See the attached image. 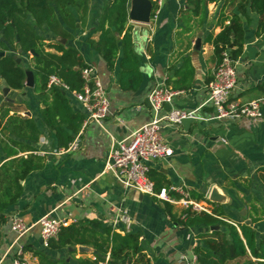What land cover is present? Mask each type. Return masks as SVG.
Instances as JSON below:
<instances>
[{"label":"crops","instance_id":"1","mask_svg":"<svg viewBox=\"0 0 264 264\" xmlns=\"http://www.w3.org/2000/svg\"><path fill=\"white\" fill-rule=\"evenodd\" d=\"M102 1L89 0L84 26L77 24L75 30L68 29L72 39L67 44L80 52L86 65L94 68L109 99V111L102 124L88 121L83 125L85 110L67 94L73 109L84 115L78 131H69L72 137L80 133L77 150L63 155L52 153L59 147L54 133L40 116L35 78L34 86L23 91L29 109L22 103L21 91L15 90L22 101L15 100L10 106H3L0 94V201L8 202L15 197L3 208L0 264H40L35 250L44 251L59 261L58 264L68 261L76 264V259L93 258L92 247L88 245L89 251L85 253L77 250L80 245L49 249L36 223L44 214L75 220V225L95 221L121 234L136 232L147 264H186L195 255L193 247L203 242L196 234L205 228L183 226L180 217L187 207L180 203L181 199L205 204L203 200L193 199L191 194H203L208 200L212 189H216L225 197L219 204L227 214L229 220H226L233 224L243 221L236 203L241 199L256 205L260 201L264 210V191L257 175L264 169V31L258 34L255 31L258 16L250 13V22L244 23L242 46L235 58L236 84L230 99L239 103L263 99L262 116L216 120L210 118L213 107L207 102V83L213 78L218 57L207 38L210 34L213 38L221 29L216 25L221 2H205L202 22L199 14L192 13L194 5L188 0H162L148 23L128 18L139 67V82L136 88L130 89L121 86L118 80L121 52L109 69L86 43L88 36L94 39L98 36L94 30ZM128 4L130 7V0ZM41 32L49 33L48 38L53 37L45 26ZM198 35L201 49L196 53L193 45ZM162 82L183 92L175 96L171 104H166L161 114L178 108L192 112L193 116L179 124L162 123V137L173 151L169 157L150 166L149 177L153 182L175 189L169 192L174 199L171 204L154 195L124 188L112 173L104 171L112 142L129 139L134 130L152 119L147 96ZM15 105L20 110L15 111ZM2 109L7 114L2 115ZM28 118L34 120L36 139L31 137L24 123ZM36 150L50 153L45 156L31 153ZM24 153L28 154L23 156ZM24 160L39 166L23 176ZM231 199L235 205H223ZM211 203L210 211L216 202ZM251 210L250 215L245 209L247 219L261 216L255 207ZM14 215L21 216L30 226L19 237L10 227ZM263 221L255 226L262 227ZM19 246L23 247L22 254H18Z\"/></svg>","mask_w":264,"mask_h":264},{"label":"trees","instance_id":"2","mask_svg":"<svg viewBox=\"0 0 264 264\" xmlns=\"http://www.w3.org/2000/svg\"><path fill=\"white\" fill-rule=\"evenodd\" d=\"M188 1L194 5L192 13L200 15V22L204 19L205 2H221L216 21V25L221 29L213 38L211 34L207 38L213 44L218 62L221 52L225 49L233 58L240 53L244 23L250 22V13L258 16L256 33L264 31V0ZM88 9L89 0H0V53H3L0 54V86L9 87L11 92L21 91L24 97L22 103L29 109L31 107L23 94L26 88L25 70L33 71L34 89L39 96L40 116L48 130L54 133L59 148L66 147L72 140L73 134L69 131H78L84 115L73 109L67 92L56 86L47 87V80L49 75L54 74L70 89L81 88L83 81L80 70L87 65L80 52L67 44L72 39V33L68 29L75 30L77 24L83 27ZM128 10V0H103L94 30L98 32V36L96 39L88 36L86 43L102 57L109 69L113 67L121 52L119 83L124 88L134 89L139 82V67L130 28L127 26ZM43 26L48 28L53 40L37 33L36 29ZM18 48L22 51L14 57ZM21 55H31L30 62L20 60L17 63V58H21ZM12 104L3 100V106ZM6 111L3 115L7 114ZM24 123L31 137L36 139L37 130L33 118L25 119ZM38 166L24 160L22 175L25 176ZM157 184L158 182L154 181L156 192L162 188ZM191 197L211 203L203 194L192 193ZM14 198L8 202L0 201V222L4 221L3 208L12 203ZM247 218L249 216L242 217L243 221L239 224L227 221V214L219 203L214 204L210 213L194 211L191 207L184 209L180 217L183 226L205 228L196 234L198 238L203 239L202 243L193 247L196 264H230L231 261H234L233 264H264V231L258 232L254 227L258 221L264 219V210L261 216L250 217V224H245ZM177 220L179 219L176 218L175 221ZM86 224L71 223L62 227L55 237L47 240V247L58 250L75 245L91 246L95 258H79L76 259V264H96L107 254L110 261L115 263L133 260L139 264H147L139 245L138 233L129 231L121 234L110 227H102L95 221H86ZM214 225L219 227L210 231L209 227ZM34 254L40 264L59 263L44 251L35 250ZM240 258H243V262L239 261ZM62 264L73 263L68 261Z\"/></svg>","mask_w":264,"mask_h":264},{"label":"built area","instance_id":"3","mask_svg":"<svg viewBox=\"0 0 264 264\" xmlns=\"http://www.w3.org/2000/svg\"><path fill=\"white\" fill-rule=\"evenodd\" d=\"M153 8L150 17H154L156 9L162 4V0H152ZM236 59L233 58L227 49L220 54V60L215 69L213 78L207 83V102L213 107L211 119L224 120L246 117L257 119L262 116L261 106L263 99L252 100L247 103H239L230 99V94L236 84ZM83 81L80 89H70L58 76L51 74L48 76L47 86H56L67 92L75 101L81 104L86 112L83 121L85 125L88 121L102 124L103 119L109 111V99L105 88L94 68L90 65L80 70ZM182 90H173L164 85L155 86L147 96L148 106L152 112V119L134 130L129 139L114 140L105 160L104 171L112 173L114 178L124 187L135 191L154 195L170 203L174 199L169 196V192L174 188L162 187L155 191L153 180L149 177L150 166L153 162L167 158L172 154V147L163 139L161 134L162 123L179 124L184 119L191 118L192 112L184 109L170 108L161 114L166 104H171L173 98ZM80 147V133H77L66 147H60L52 151L53 154L63 155L77 150ZM31 153L45 156L50 152L32 151ZM51 153V154H52ZM28 153L22 154L26 156ZM180 203L186 207H191L194 211L210 210L203 207L201 202L181 199ZM75 220L52 217L44 214L36 222L40 226V236L44 243L51 237H55L62 227L68 226ZM11 229L21 236L29 230V225L24 222L19 215H14L10 220ZM22 246L18 248V254H22ZM95 258V257H93ZM196 256H192L186 264H196ZM96 264H139L133 260L124 263L110 261L109 255L98 260Z\"/></svg>","mask_w":264,"mask_h":264},{"label":"water","instance_id":"4","mask_svg":"<svg viewBox=\"0 0 264 264\" xmlns=\"http://www.w3.org/2000/svg\"><path fill=\"white\" fill-rule=\"evenodd\" d=\"M152 10V2L150 0H130V7L128 10V18L131 21L139 22V23H148L150 20ZM16 40L18 41V36L16 35ZM62 42H65V40H62ZM201 49V36L198 35L197 38L194 41L193 50L197 53ZM21 48H18L17 54L14 55V57H17L19 53H21ZM31 54H33L32 51H30ZM0 54H3L2 52ZM21 58H17V63H19ZM24 86L26 88H32L34 86V73L31 69L25 70V80H24ZM11 89L7 86L0 87V94L2 98L7 100L8 102H13L17 100L19 103L22 101V98L18 94L17 91L10 92ZM25 92V91H24ZM25 94V93H24ZM28 115H30V112H27ZM208 200L210 202H216V203H222L225 201L224 195H222L220 192H218L216 189H212V191L209 194ZM240 214L244 215V210L240 212ZM251 220L246 219L245 224H250ZM219 226L214 225L210 226L209 230L212 231L214 229H217ZM69 250H72V247H68ZM77 250L79 252H88L89 248L85 245H80L77 247Z\"/></svg>","mask_w":264,"mask_h":264},{"label":"rangeland","instance_id":"5","mask_svg":"<svg viewBox=\"0 0 264 264\" xmlns=\"http://www.w3.org/2000/svg\"><path fill=\"white\" fill-rule=\"evenodd\" d=\"M45 29V28H44ZM36 31H37V33L39 34V35H42V36H44V38H48L49 37V33H47V32H41V28L40 29H36ZM49 40H53V37H50V38H48ZM30 57H31V55L29 56V57H27L26 55H21V59H22V61L24 60V62H30ZM36 85H37V82H36ZM13 109H15V111H17V110H20V107H17L16 105L15 106H13ZM4 109H2L1 110V113H2V115L4 114V111H3ZM35 110V108H33V111ZM25 115V114H24ZM8 117V116H7ZM9 117H23V116H20V115H13V116H9ZM10 170H12V168L10 169ZM257 175H258V177H259V179H260V182L262 183V186H263V191H264V169H260V171L257 173ZM208 198V197H207ZM263 201H264V197H263ZM227 202V201H226ZM239 206V214H240V212L242 211V210H244V215H243V217L244 216H246V212H245V209L247 210V212H248V214H250L251 215V213H250V211H253V210H251V209H253L254 207H255V209L259 212V214L260 215H262V212L261 211H263L262 210V205L260 204V201L258 202L257 201V205L259 204V206H257L256 204H250L249 203V201H244V200H242L241 199V201L240 202H236ZM203 207H206L207 209H209L210 210V206L208 207V205H210V203H205V204H201ZM211 205H212V203H211ZM223 205H229V207H231V206H233V205H235V202L231 199V200H229V202L228 203H226V204H223ZM253 213V212H252ZM240 216H241V218H242V215L240 214ZM255 225H257V224H255ZM254 227H256L257 228V231L258 232H260V231H264V221L262 222V227H257V226H254ZM239 261L240 262H243V258H240L239 259ZM230 264H233L234 263V261H231V262H229Z\"/></svg>","mask_w":264,"mask_h":264}]
</instances>
